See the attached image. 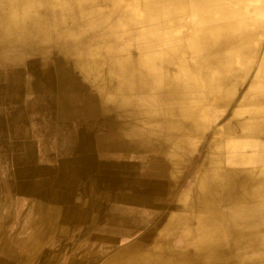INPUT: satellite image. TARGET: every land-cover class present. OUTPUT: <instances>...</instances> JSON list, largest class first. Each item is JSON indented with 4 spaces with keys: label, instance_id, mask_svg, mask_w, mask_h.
<instances>
[{
    "label": "bare ground",
    "instance_id": "1",
    "mask_svg": "<svg viewBox=\"0 0 264 264\" xmlns=\"http://www.w3.org/2000/svg\"><path fill=\"white\" fill-rule=\"evenodd\" d=\"M0 47L31 74L0 260L264 264V0H0Z\"/></svg>",
    "mask_w": 264,
    "mask_h": 264
},
{
    "label": "crops",
    "instance_id": "2",
    "mask_svg": "<svg viewBox=\"0 0 264 264\" xmlns=\"http://www.w3.org/2000/svg\"><path fill=\"white\" fill-rule=\"evenodd\" d=\"M14 77L17 78V75ZM13 85L6 81L0 83V250H6L3 248L6 245L4 242L7 240L5 233H7L8 226L14 219L17 220L23 204L29 203L23 196L17 194L15 177L12 174H6L18 170L21 166L18 157L22 152L20 147L23 140L16 137V125L11 113L16 107L26 102L28 91L23 90V87ZM24 91L25 94H23ZM50 148H52L51 144L46 146L45 151L47 152ZM19 221L16 222L14 231L18 228ZM0 264L17 263L4 262L3 259L0 260Z\"/></svg>",
    "mask_w": 264,
    "mask_h": 264
},
{
    "label": "rangeland",
    "instance_id": "3",
    "mask_svg": "<svg viewBox=\"0 0 264 264\" xmlns=\"http://www.w3.org/2000/svg\"><path fill=\"white\" fill-rule=\"evenodd\" d=\"M14 75H17V78ZM4 81L14 84L13 86L23 87V90L27 89L26 87L31 81L27 50L22 48L7 50L0 47V83Z\"/></svg>",
    "mask_w": 264,
    "mask_h": 264
}]
</instances>
